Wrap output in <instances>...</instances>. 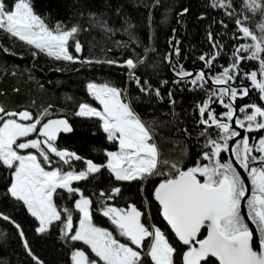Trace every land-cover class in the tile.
Listing matches in <instances>:
<instances>
[{"label":"snow or ice","instance_id":"snow-or-ice-1","mask_svg":"<svg viewBox=\"0 0 264 264\" xmlns=\"http://www.w3.org/2000/svg\"><path fill=\"white\" fill-rule=\"evenodd\" d=\"M209 6L223 10L232 22V43L226 47L217 39L221 33L208 30L211 52L198 56L202 67L189 70L180 62L181 41L172 28L162 63L173 79H161L154 86L142 80L138 69L149 63L158 67L148 59L157 51L152 46L155 33L144 44L121 9L116 10L122 21L119 28L108 23L104 12H87L90 26L113 35L121 30L128 34L127 42H114L118 49L134 45L132 55L101 60L80 55L83 45L77 37L87 29L79 22L51 23L37 11L34 0H0V33L13 45L21 43L34 58L44 54L73 65L124 68L139 92L134 96L127 87L107 81L87 82L91 101L79 103L73 115L90 119L93 135L101 133L111 145L93 149L101 154L100 161L59 144L60 134L72 132L73 126L65 116H54L51 104L36 114L0 105L2 195L13 207L26 209L35 234L58 238L66 250L65 264H264V0H240L239 7L236 0H210ZM144 7L149 29H154L153 11L160 7V23H166L167 13L173 11L182 23L191 11L184 5L173 9L162 0H150ZM75 11L85 15L79 4ZM257 15L260 22L253 26L249 21ZM205 18L203 13L197 17ZM212 23L228 30L224 19ZM225 53L227 64L218 65ZM164 88L173 108L174 88L202 93L192 105L200 150L190 165L184 159L187 145L179 152H165L157 142V126L171 122L146 121L136 110L137 101H163ZM176 131L191 137L179 124ZM75 162L82 164L77 167ZM105 173V186L91 187ZM132 183L139 204L125 196V185ZM153 207L160 222L155 221ZM97 216L106 218L109 227L99 226ZM0 219L13 226L34 264H46L20 222L3 211ZM6 239L7 233L0 231V241Z\"/></svg>","mask_w":264,"mask_h":264},{"label":"trees","instance_id":"trees-1","mask_svg":"<svg viewBox=\"0 0 264 264\" xmlns=\"http://www.w3.org/2000/svg\"><path fill=\"white\" fill-rule=\"evenodd\" d=\"M150 0H34L38 12L49 17L51 23L61 21L66 25L79 22L86 31H81L78 39L83 45L82 56L98 59L127 57L132 55V47L118 49L114 42H127L129 36L123 30L113 34L105 33L100 27L89 24L87 12H104L105 18L110 25L117 28L121 26V19L117 16L116 10L121 9L122 15L130 18L135 25L134 32L144 43H148V36L154 31L152 46L157 49L154 53H149V61H154L158 66L153 69L151 63L138 69V75L143 79H148L154 86H158L161 79H173V73L166 63H162V57L169 49L167 43L172 35V28H176L177 39L181 41L180 48L182 55L179 58L185 68L192 70L202 67V62L198 56L204 52H211V47L207 39V31L221 33L222 37H217L226 47L232 43L230 36L233 24L223 15V10L213 9L209 6L210 0H162L163 5H171L173 9H178L181 5L190 6V13L183 18L182 23H177L175 12H168L166 23H160L164 15V8L160 7L153 11L154 29L147 26L148 9L144 3ZM240 0H236L239 7ZM79 4L85 15L80 17L76 14L75 6ZM205 14V19L199 20L197 17ZM224 19L228 25V30L223 29L213 20ZM260 22L259 15L255 16L249 23L255 25ZM209 25L211 28L209 29ZM227 31V34H224ZM7 47L8 52L3 49ZM108 49H112L108 51ZM136 52L142 53V48H136ZM186 57V58H185ZM228 55L225 53L218 58L217 64H227ZM60 69V70H58ZM90 80L97 82H109L118 87H127L132 95H139L135 84H130L127 80L126 70L115 65H73L68 62L55 61L54 58L41 54L32 57L28 49L21 43L13 45L12 40L0 33V105L7 109L28 108L34 114L51 104L54 116H65L73 126L70 133H62L59 137V144L69 150L75 151L85 158L100 161V153L93 151L94 148L108 147L101 133L93 135L94 124L88 118L75 117L74 111L81 102H90L91 97L87 93L86 84ZM167 87H172L171 83ZM175 93L176 105L173 108L168 103L166 88L162 89L165 95L163 101L148 99L137 101L136 110L146 121L155 118L157 121H170L166 126H157V142L163 151L175 150L179 152L183 145L188 146V153L184 157L186 164L190 165L196 159L199 146L196 145L199 130L198 125H194L193 103L199 100L202 93L185 90L183 92L173 89ZM174 113V116H173ZM179 124L181 128H187L191 137L176 131ZM160 137L164 140L161 142ZM77 167L82 162H75ZM107 174L96 178L93 185L95 189L105 186ZM83 185L84 182H80ZM151 189V185L147 186ZM125 196L131 197L138 204L141 198L136 195L137 186L135 183L125 185ZM4 191V181L0 178V211H3L15 218L22 224L34 252L43 259L46 264H65L66 250L61 246V242L56 236H40L35 234L32 228V219L26 213V209L13 207L10 200L6 199L2 193ZM123 203V201H121ZM152 213L156 222L162 218L156 215L155 207ZM96 222L99 226L109 227L106 218L97 216ZM0 231L7 233V239L0 241V264H34L30 257L24 252L15 229L7 221L0 219Z\"/></svg>","mask_w":264,"mask_h":264},{"label":"flooded vegetation","instance_id":"flooded-vegetation-1","mask_svg":"<svg viewBox=\"0 0 264 264\" xmlns=\"http://www.w3.org/2000/svg\"><path fill=\"white\" fill-rule=\"evenodd\" d=\"M255 95H256V93L255 92H253L252 93V96H253V99H255ZM245 102H247V100H245ZM220 109L219 108H217V111H219Z\"/></svg>","mask_w":264,"mask_h":264},{"label":"water","instance_id":"water-1","mask_svg":"<svg viewBox=\"0 0 264 264\" xmlns=\"http://www.w3.org/2000/svg\"><path fill=\"white\" fill-rule=\"evenodd\" d=\"M176 37L178 38V36L176 35ZM81 56H82V53L80 54ZM198 68H200V67H196V68H194V69H198ZM245 100H247V98H244ZM62 134V133H61ZM247 182V181H246ZM249 187H250V183H249Z\"/></svg>","mask_w":264,"mask_h":264}]
</instances>
